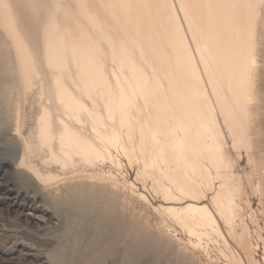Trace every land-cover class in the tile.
<instances>
[{
  "label": "bare ground",
  "instance_id": "6f19581e",
  "mask_svg": "<svg viewBox=\"0 0 264 264\" xmlns=\"http://www.w3.org/2000/svg\"><path fill=\"white\" fill-rule=\"evenodd\" d=\"M109 1L111 2V0ZM114 1L115 6L114 3L111 2L113 4V6L111 5V21L113 28L111 32L107 30L110 35H108V32H104V30H98L95 34L86 36L85 34H87L86 32L88 31L85 30L86 32L81 31L85 33L79 32V41L76 42L75 40H66L69 39L67 37L69 35L63 32L65 29L59 22V18L65 14V7L67 6H59V3H55L53 6H50L45 0H11L12 8L17 10L22 20L25 21V28L22 32L25 33V38L23 40L26 39V42H14L11 52L9 50L8 53L14 52L13 56L10 54L12 58L16 53L19 63H25V65L28 64V67L30 66L29 56H32V60L37 61V63H42L48 69L53 71L51 73L52 77L50 83L53 95L47 97L48 104L41 105V110L37 118L36 125L38 126L39 141L47 146V151L51 157L50 159L55 161V163H60V168L62 169L74 165L75 161H78L75 157H78L83 161L85 160L86 162L93 158L102 160L105 157H109L111 146L117 148L120 146L123 149L122 152L129 157L130 153L134 152V145L136 146V144H138V148L142 151L145 149L144 144L146 143L150 146L148 147L149 151L147 150L148 156L145 157V159L148 158L149 162L147 165H149V167H151V165L153 168L154 166L157 167V170L155 168L154 169L158 175L161 176L160 179H163V184H160V189L164 197L169 195L170 187L171 190H175L176 193L174 191L173 192L177 195H191L193 193V189L188 188L190 185L195 186L194 188L202 191L211 190V178L221 177L222 179L220 181V178H218L217 183H219L216 186V192L213 193V190V196L210 198V203L212 204V210H214V213L206 206L207 204H200L199 200L191 198L188 199L189 197L187 198L188 201L183 205L181 202L179 203L177 201L173 203H167L165 201L167 206L164 208L166 211L168 210L171 212L170 214L173 215H170L171 217L176 218L182 225L188 226L189 231L197 236L210 233L222 234L223 231L220 232V226H218L215 215H217L218 219L223 221L225 224H229L231 222L234 216L232 204L234 192L236 191V183L233 171L230 169V165L232 164L229 163L230 160L228 159L229 157L227 158L226 156L223 142L219 139L220 131L215 127V118L211 115V112L214 107L218 108V112L220 113L222 120L227 124L229 132L232 133V131H235L234 129L235 126H237L236 124L239 114L241 113L242 107L245 106V101L247 100L249 94L250 73L253 62L251 21L254 20L253 18L256 14L254 6L260 0H180L182 8L186 12L190 35L194 40L195 52L197 54L195 60L191 54L192 52L186 50V44L183 43L181 41L182 39L178 36L179 25H177V22L169 15V5L167 0ZM58 2L60 1L58 0ZM64 2H66V0L63 1L62 4H66ZM75 2L78 3L79 0H75ZM20 3L23 5H19ZM146 3L148 5L152 4L166 9L165 13H159L157 15L154 14L148 21L146 20L147 23L145 21L146 38H148L154 30L160 27L162 29V27L166 25V27H168V29L166 28L167 33L165 34L166 29L163 27L162 31H165L162 33L163 36L160 37V39L158 38V40H166L165 43L170 45L173 53V57L171 55L172 61H169L170 63H166L164 65L163 62H161L163 61L161 59V61H159L161 62V66L158 65V68L155 66L152 67L153 69L150 73H145L139 67L135 58L140 57L139 59L144 61L143 65H150L152 64L151 62L156 63L155 61L159 60L161 56L158 51L154 50L153 52V48L151 51L152 54L149 56L150 53L147 55L146 53L148 51L141 47L142 45L137 41V39L139 36L142 37L143 35H138L137 29L141 28L138 26L142 25V28H144L145 25L137 22V19L141 21V17H139L140 15L138 16L136 11H134L136 13L135 15L132 14L133 9L139 10V8ZM70 4L71 2L69 5ZM71 5L73 6V4ZM52 9L57 12L55 15L56 18H53L52 16ZM140 10L138 13H142ZM261 10L263 9H260V11ZM82 12H84V10ZM261 12L263 13V11ZM80 14L82 15L81 12ZM96 17L93 19H96ZM40 20H43L46 27L39 25ZM17 22H19V20ZM19 24H21V22L18 23L17 28L21 27ZM47 25H49V27H47ZM82 28H80V30H83ZM85 29L87 28L85 27ZM19 30L20 29L17 31ZM77 30L79 29L77 28ZM142 30L144 31V29ZM98 40H103L104 43L99 45L97 42ZM11 43L12 42L9 44ZM163 44L161 43V45ZM103 47L109 52L106 55H109V59L111 61L114 62L116 58L115 62L117 63L115 66H118L121 76H113V74H118V72L111 66L112 68L110 71L114 81L100 82L98 80L100 82L99 84L100 86H106L107 84L114 83L118 86V89L114 92L112 97L110 95H101V100H95L93 97H87L86 99H79V97L76 99L70 88V86L74 84L73 80H69V78L67 79L68 81L66 79L64 80L66 74H69L68 69L70 67L75 69L72 74L83 80L78 83L82 86L89 85L88 82L85 81L87 79H107L106 77H98V75L100 76V74L106 72L102 70V65L100 63L101 59L99 57L101 48ZM149 47L150 46H148V48ZM156 49L158 48L156 47ZM147 50L150 51V49ZM258 51L260 50L258 49ZM1 54L3 56H0V91H2V87H5L8 83V78L2 71L3 65L4 63L6 65L7 62L12 59L9 54L5 52ZM146 56L151 58L150 63L146 62ZM15 58L17 57L15 56ZM197 63L199 66L201 65L200 67H202L204 75H201L196 70ZM152 65H150V68ZM19 76L20 79H24L21 75ZM126 86L129 87L125 89ZM205 86L206 88H210L212 98L205 93ZM135 97L142 98L141 103L145 106L144 108L148 111V113L146 120L141 119L142 121L140 120L137 124L133 121L136 124V127H133L142 132L140 137L138 135L139 139H136L137 141L135 140V142V138L133 140L132 138L129 140L128 137L124 136L123 139L126 138L129 140V144H125L118 140L120 132L113 131L112 128L117 125H125L132 119V116L135 113L133 114L132 110V115H130L127 109L131 105L132 101H134L133 99ZM249 100H251L250 111L255 110L259 105L258 100L256 99L257 101H252L255 100L254 98H249ZM228 102L233 104V111L229 110ZM162 107L166 110H171V115L159 116L160 109ZM144 108L142 106V109ZM98 112L99 115H97ZM141 112L142 110L140 111V114H142ZM77 113H83V115L89 119L90 126L88 129L84 131L77 130L75 125L77 123L78 125L80 124ZM2 114L3 112L1 111L0 126L5 123V119ZM114 114L118 118L115 119ZM156 114H158L157 116L159 117H157ZM131 128L132 126L126 127V129L123 130L124 134L127 136L130 135L129 130ZM87 131L90 132V136L87 135L89 134ZM135 132L136 131L131 134ZM10 134L11 132L6 130L3 136H1L4 139L5 136ZM133 141L136 144L133 143ZM5 143L11 144L9 140H6ZM198 144L201 145L197 146ZM233 148H235L236 156L240 160L239 162H241L243 160V148H241L238 141L235 142ZM12 149L16 150L14 152L16 154L13 156L15 167L23 171L22 182L30 181V185L39 191L38 187L41 185V182L39 181V174L38 172L34 173L31 168L32 166H30L27 161L29 153L27 145L25 142H22ZM255 158L257 161V157ZM163 162L164 164L167 163L165 168L160 167V164H163ZM245 165L246 164L244 163L242 166ZM57 168L53 167L50 168V170L56 173ZM257 169L259 170L258 167ZM69 170L67 169V171ZM52 171L49 173L53 174ZM70 172L71 171L68 173L67 180L63 181L66 182L63 186V193H60L59 195H56L55 193L56 196L52 194V205L57 215L62 212L64 216H67L68 211H70L79 217H83L92 209V207L98 208L104 200V196L102 197L101 194L94 191V188L92 187L93 185H90L88 181L86 182L89 174L84 175L87 176L84 179L81 174L78 177L77 173H75L74 175L77 176L75 177L73 174L70 175ZM156 177L158 176L156 175ZM215 182L216 181H214V184ZM50 183L52 186V182ZM60 187L61 186H59V190L61 189ZM91 187L93 190H91ZM157 189L159 190L158 186ZM197 194L198 193H196V195ZM167 198L168 196L165 200ZM170 198L172 199V196H170ZM196 198L198 197L196 196ZM199 198H201V196ZM25 200L33 201L34 198L27 192H15L14 203L16 204V209L23 211L25 208ZM185 200H183V202ZM115 201L112 198L109 199L107 201L109 203V211L100 215L98 214V218L100 217L104 220H107V218H109V220L111 219L110 222L105 221L103 224L112 227L110 236H112L114 240H117L120 237V232L122 230H120V226L123 224V215L119 211V206ZM103 204H106V202ZM103 208H105V205ZM92 212L94 213V211ZM92 212H90V215L93 214ZM125 226L126 228L129 227H127V225ZM102 228L103 226L101 229L99 228V231H101ZM129 229L128 231H131V229ZM135 231L136 229H134L133 232ZM133 232L130 236H128L129 233L125 235L127 236L125 240L127 244L126 253L130 259L136 257L138 252L142 250L146 243L145 241H142L143 237L140 240L139 237L136 236L137 234L135 235L137 238L133 235ZM106 233L109 234V232ZM231 236H233V234ZM119 240L121 239L119 238ZM67 248L68 247L62 245L58 248V250L52 253V257L57 264H68L70 262V256L66 254ZM74 264L90 263L88 260H84L76 261Z\"/></svg>",
  "mask_w": 264,
  "mask_h": 264
},
{
  "label": "rangeland",
  "instance_id": "374dc122",
  "mask_svg": "<svg viewBox=\"0 0 264 264\" xmlns=\"http://www.w3.org/2000/svg\"><path fill=\"white\" fill-rule=\"evenodd\" d=\"M45 1L50 6H53L55 3H59V6L62 7L64 5L67 6L65 7V14L59 18L60 24L65 29L63 32L70 37L72 36L71 38L67 36L69 38L66 39L67 41L75 40L78 42V34L81 31L87 30L88 32L85 31L87 33L85 35L90 36L91 34H95V32L98 30H104L106 33L108 31L111 32L113 28L111 21V7L113 4L111 2H113L115 6L114 0H111V2L109 0H79L78 3H76L75 0H66V2H64L66 4H62V2L65 0H59L60 2H58V0ZM167 1L169 5V15L177 22V25H179L178 36L182 39L181 41L186 44V50L192 52L191 54L195 60L197 54L195 52L194 40L190 35L186 12L181 6V1ZM68 2H71L73 6L71 4L70 6ZM11 3V0H0V54L5 52L9 54L10 58H12L14 52L8 53V51L10 50L11 52L13 43L18 41L26 42V39L23 40L25 38V33L22 32V30L24 31L25 28V21L22 20L21 16L18 14V11L12 8ZM19 5L22 6L23 4L20 3ZM75 5L78 7L76 8ZM140 8L139 10L142 13H138L139 10L133 9L132 14L135 15L136 13L134 11H136L138 16L140 15L139 17H141V21L137 19V22H139V24L143 23L145 26L143 25L144 28H142V25L138 27L144 29L145 32L139 28L137 29V33L138 35H143L142 37L145 35L144 38H146L145 28L149 18L154 14L157 15L159 13H165L166 9L152 4L148 5L147 3ZM259 8L263 9L261 10L263 13ZM254 9L256 14L253 18L254 20L252 19L253 21H251V36L253 41V62L250 73L251 86L249 85L248 98L245 101V106L242 107L241 113L239 114L236 124L237 126H235L234 129L235 131H232V133L229 132L227 124L222 120V117L218 112V108L214 107L211 112V115L215 118V127L220 131L219 139L223 142L226 156L227 158L229 157L228 159L230 161L232 160L231 162L229 161V163L232 164L230 165V169L233 171L236 183V191L234 192L232 204L234 216L231 222L229 224H225L223 221L218 219L217 215H215L218 226H220V232L223 231L222 234L210 233L197 236L189 231L188 226L182 225L176 218L171 217L173 216L170 214L171 212L168 210L167 212L164 208L167 206L168 202L173 203L177 201L179 203L181 202L183 205L188 201L187 198L189 197L188 199L191 198L199 200L200 204H207L206 206L214 213V210H212V204L210 203V198L213 196V190V193L216 192V186L219 183H217L218 178H220L219 181L222 178H211V190L202 191L194 188L195 186L188 185L189 189H193V193L191 195H177L175 194V190H171L170 187L169 195L164 197L160 189V184H163V179L161 178V181V176H159L156 172L157 167L153 165L156 170L152 167V165L149 167V165H147L149 162L148 158L145 159V157L148 156L147 152L149 151L148 147L150 145L145 143V149L141 151L138 148V144L135 143L139 139L138 135L140 137L142 132L136 130L134 127H136L137 122H139L141 119L146 120L148 113V111L144 108L145 106L141 103V97H135L133 99L134 101H132L131 105L127 109L130 115H132V110L133 114H136L132 116V119L129 121V123L125 125H117L112 128L113 131L120 132L118 140L125 144H129L128 141L131 140V138L132 140L135 138L134 141L137 139L135 142L133 141L136 146L134 145V152H131L129 157L125 155L124 152H122L123 149L120 146H118V148L111 146L109 157H105L102 160L93 158L87 162L75 157L78 161H75L74 165L69 166L70 168L67 167L62 169L60 168V163H55V161L50 159L51 157L47 151V146L40 143L41 141H39L38 126L36 125L37 118L41 110V105L48 104L47 97L53 95V92L51 91L52 86L50 84L52 77L51 73L53 71L48 69L42 63H37V61L32 60V56H29V67L28 64H21L18 61V56L16 53L13 57L14 59H10L12 61L9 60L6 65L4 63L2 71L8 78V83L5 85V87L3 86L2 91H0V112H3L2 115L5 119V123L0 126V264H57L52 257V253L58 250V248H60L62 245L68 247L66 249V254L70 256V262L68 264H74L76 261L84 260H88L90 264H264V0L257 2L254 6ZM83 10L84 12H82ZM51 13L54 18L57 12L52 9ZM95 17L96 19H93ZM18 20L19 22H17ZM20 22L21 24L19 25L21 27L17 28L18 23ZM99 22H102L103 24H100ZM39 25L46 27V24L43 22V20H40ZM47 27H49V25H47ZM76 27L79 30H77ZM85 27L87 29H85ZM163 27L168 29L166 25ZM80 28L83 30H80ZM18 29H20L21 32L20 30L17 31ZM162 29L160 27L154 30L149 37L147 36L148 38L146 39L139 36L137 41L142 45L141 47H143V49L148 51L146 53L147 55L150 53L149 56L152 54V48L153 52L154 50L158 51L161 58H159L157 61L159 62L162 59L163 61L161 62H163L165 65L166 63H170L172 61L171 58L173 57V53L171 51L170 45L165 43L166 40H158V38L160 39V37L163 36L162 33L165 31H162ZM167 29L165 34L167 33ZM15 34L18 35L16 36ZM108 35H110V33ZM10 42L12 43L9 44ZM97 42L99 45L104 43L103 40H98ZM160 42L164 44L161 45ZM146 44L151 48H148ZM156 47L158 49H156ZM147 49H150V51ZM258 49L260 51H258ZM108 53L109 52L106 48H101V53L99 56L101 59L100 63L102 65V70L106 72L100 74V76L98 75V77H106L107 79H87L85 81L88 82L89 85L82 86L78 83L83 80L72 74L75 69L73 67L68 69L69 74H66V76L64 75V80H67L68 78L69 80H73L74 84L71 85L70 88L76 99L79 97V99L93 97L95 100H101V95H110L111 97L114 95V92L118 89L116 84L110 83L106 86H100L99 84L102 81H114L110 71L112 67L118 72V74H113V76H121L118 66H115L117 63L115 62L116 58L114 63L109 59V55H106ZM0 56L2 57L3 55L1 54ZM15 56L17 58H15ZM149 56H146L147 61H145L150 63L151 58ZM139 58L140 57L135 58L136 62L145 73H150L153 69L152 67L154 66L156 68H158V65L161 66V62L158 63L155 61L156 63L151 62L154 65L150 64L152 65L150 68L149 64L143 65L144 61ZM200 66L197 63L196 70L201 75H204L203 69ZM19 75H21L24 79H20ZM127 87L129 86H126L125 89H127ZM205 93L208 94L210 98H212V93L209 87L206 88L205 86ZM249 98L255 99L252 101L258 100L259 105L257 107L258 109H255L256 111L252 110V108L251 110L253 112L250 111L251 100H249ZM228 103L229 110L233 111V104L231 102ZM142 106L144 109H142ZM141 110L142 114H140ZM171 113V110H166L162 107L160 109L159 116H169ZM97 115H99V112ZM141 115H143L144 118ZM157 115L158 114H156V116ZM77 117L80 120V124L78 125L77 123L75 125L77 130L84 131L88 129L90 126L89 119H87L83 113H77ZM114 118L116 119L118 117L114 114ZM133 121H135L136 124ZM124 126H132V128L135 130L131 128L129 130L130 135L127 136L123 132V130L126 129ZM6 130H9L11 134L5 136L3 139L2 136ZM132 130L136 132L131 134L134 132ZM88 133L89 134L87 135L90 136V132ZM124 136L128 137L129 140L126 138L123 139ZM6 140H9L11 144L5 143ZM237 141L240 143L241 148H243L242 151H244L242 157L243 160L241 162H239L240 160L236 156L235 148H233L235 142ZM22 142H25L28 147L29 153L27 161L29 162L30 166H32L31 168L33 169L34 173L38 172L39 174V181L42 185H39V191L30 185V181L22 182L23 171L15 167L13 156L16 154L14 153L16 150L12 148L16 147ZM200 145L201 144H198L197 146ZM253 156L257 157V161ZM244 163L246 165L242 166ZM161 164L160 167L165 168L167 163L164 164L163 162L164 166ZM53 167L57 168V171L55 170L56 173L50 170V168ZM67 169H70V175L73 174L75 177L77 176L74 174L77 173L78 177L81 174V176H83L85 179L87 176L84 175L89 174L86 182L88 181L90 185H93L92 187L94 188V191H97L102 195V197L104 196V200L100 206L98 208L92 207V209L87 212L89 214L86 213V215L83 217H79L70 211H68L67 216H64L62 212L61 214L58 213L57 215L52 205L53 195H55V193L56 195H59L60 193L62 194L64 191L63 186L66 184V182L63 181L67 180L69 173ZM51 171L53 174L49 173ZM156 175L158 177H156ZM214 181H216L215 184ZM50 182H52V186L50 185ZM59 186H61L60 190ZM157 186L159 187V190L157 189ZM93 188L91 190H93ZM18 191L20 193L27 192L34 198L33 201L25 200V208L23 211L16 209V204L14 203L15 192ZM196 193L198 194L196 195ZM167 196L168 198L165 200ZM170 196H172L173 200L170 198ZM196 196L198 198L201 196L203 200L201 198H196ZM111 198L114 199V201L116 200L115 202H117L119 206V211L123 215L122 222L124 225L121 224L120 226V230H122L119 237L121 240H119V238L114 240L112 236H110L112 227L103 224L105 221L110 222L111 219L109 220V218H107V220H104L100 217L98 218L100 214L109 211V203L107 201ZM183 200L185 201L183 202ZM105 202L106 204H103ZM104 205L105 208H103ZM92 211H94V213ZM90 212L93 214L90 215ZM69 213L73 214L70 215ZM101 225L103 228L101 231H99L102 227ZM125 225L129 227L126 228ZM125 228L127 231H124ZM129 228L131 231H128ZM134 229H136L135 232H133ZM106 232H109V234ZM132 232L134 236L137 234L136 236L139 237L140 240L143 237L142 241H145L146 243L142 250L138 252L136 257L130 259L126 253L127 244L125 240L127 236L125 235L129 233L128 236H130ZM232 234L233 236H231Z\"/></svg>",
  "mask_w": 264,
  "mask_h": 264
}]
</instances>
